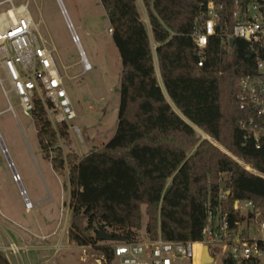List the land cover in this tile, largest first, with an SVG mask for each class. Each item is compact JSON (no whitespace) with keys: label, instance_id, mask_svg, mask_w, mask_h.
I'll use <instances>...</instances> for the list:
<instances>
[{"label":"trees","instance_id":"16d2710c","mask_svg":"<svg viewBox=\"0 0 264 264\" xmlns=\"http://www.w3.org/2000/svg\"><path fill=\"white\" fill-rule=\"evenodd\" d=\"M202 1L140 0L148 29L138 0H99L122 67L116 132L100 150L82 156L70 151L67 124L53 129L34 99L31 118L40 151L55 174L68 168L67 239L96 250L107 264L112 247L99 241V230L127 244L158 235L184 243L201 239L207 203L230 211L236 200H250L264 212V147L243 144L239 122L250 113L239 110L237 100V84L254 72L255 56L238 39L229 51L214 39L202 58L194 55L190 35ZM192 127L229 156L206 140L199 143ZM0 264H9L1 253Z\"/></svg>","mask_w":264,"mask_h":264},{"label":"built area","instance_id":"2783aa9c","mask_svg":"<svg viewBox=\"0 0 264 264\" xmlns=\"http://www.w3.org/2000/svg\"><path fill=\"white\" fill-rule=\"evenodd\" d=\"M16 1L0 0V8L8 6L0 10V71L5 80H0V87L4 97L8 100L10 94L16 98L18 109L30 117L34 99H38L55 129L56 125L68 124L76 117L64 87V80L72 79L66 74L64 77L61 75L53 56L55 48L41 37L40 26L33 23L30 15L28 1L17 5ZM56 2L70 41L76 47L80 75H84L92 70V66L85 58L64 8L59 0ZM193 22L190 39L195 54L200 58L205 47L214 39L220 41L225 51L231 49L230 41L238 39L253 52L254 72L241 78L237 84L239 110L250 113L248 119L239 122V128L244 145L263 149L264 0H203ZM201 64L200 60L198 66ZM4 83L9 87L8 92L2 87ZM8 104V111L12 112L13 107ZM8 165L12 169L11 163L8 162ZM252 174L260 176L255 172ZM12 181L19 184L14 172ZM19 195L25 208L30 210L32 205L22 188ZM226 196L227 193H220L219 199L223 200ZM205 214L199 241H165L158 235L156 240L140 243H115L112 245L110 264H264V212L255 203L236 200L230 211L222 209L220 204L207 203ZM204 248L210 261L202 260ZM59 249L61 247L56 248L54 253ZM6 252L19 257L28 249L13 243L4 248L0 241V253Z\"/></svg>","mask_w":264,"mask_h":264},{"label":"rangeland","instance_id":"374dc122","mask_svg":"<svg viewBox=\"0 0 264 264\" xmlns=\"http://www.w3.org/2000/svg\"><path fill=\"white\" fill-rule=\"evenodd\" d=\"M26 1L33 23H38L40 26L41 37L55 48L53 56L61 75L64 77L66 74L72 79L64 80L67 96L76 114L75 119L67 124L72 150H76L75 152L80 156L100 150L116 132L122 68L118 52L110 39L108 32L110 24L103 7L99 0H59L78 36L85 58L92 66L90 72L79 75L81 66L76 47L70 41L69 32L56 0H17L15 4ZM137 5L141 21L149 29L144 6L140 1ZM7 7L4 6L0 10ZM152 47L154 49L155 45ZM155 67L158 76L156 62ZM1 79L4 80L2 71H0ZM158 81L161 85L160 76ZM2 87L9 91L7 83ZM7 98L8 100L0 87V236L5 238L6 234L14 239L15 234L12 230H17L23 235L19 228L42 221L54 227L59 223L57 235L63 229V236L62 248L56 253L54 251L36 253L30 250L21 253L19 257L6 252L3 254L4 257L10 264H107L104 257L96 250L78 248L74 243L66 240L71 224L68 204L70 193L67 186L68 168L63 175L54 173L40 151L32 118L18 109L16 98L10 94ZM8 102L13 107L12 112L8 111ZM192 128L197 133L199 143L203 140L210 142L201 130ZM57 146L62 150L63 156H66L67 146L60 140ZM216 147L226 153L223 148ZM2 148L6 153L2 152ZM50 157H53L51 152ZM8 161L13 170L10 169ZM13 172L18 176L19 184L13 183ZM21 188L32 205L30 210L25 208L19 195ZM41 199L44 201L39 206L34 205ZM143 220V227L138 232L141 241L146 239L144 230L146 220L144 218ZM55 239L57 238L50 240L55 241ZM14 241L19 244V241L15 239ZM114 244L106 245L112 247Z\"/></svg>","mask_w":264,"mask_h":264},{"label":"crops","instance_id":"0c3cea01","mask_svg":"<svg viewBox=\"0 0 264 264\" xmlns=\"http://www.w3.org/2000/svg\"><path fill=\"white\" fill-rule=\"evenodd\" d=\"M108 32H109L110 39H111L112 31H111L110 26H109ZM71 150H72V148H71ZM43 201H44V199H41L39 202L37 201L34 205L39 206ZM58 225H59V223L54 227V225L49 224V223L44 222V221H42L40 223L34 222V225H32V226L19 228L24 233L23 235L19 234L17 232V230H12V232L15 234L14 239L19 241V244H17L13 238H11L10 236H8L6 234H5V238L0 236V241H1L4 248L7 247L9 243H13L19 248L26 247L28 249V252L30 250H33L36 253L37 252H39V253H41V252H48L49 253L50 252L51 253V251H54L56 248H59V247L62 248L61 238L63 236V229H62L61 233L59 235H57ZM3 233H4V231H3ZM41 238H46V239L41 240ZM52 238H57V239H55V241H51L50 239H52ZM66 240L69 241V239H67V238H66ZM6 242H7V244H6ZM46 242H49V243H46ZM78 248H80V247H78Z\"/></svg>","mask_w":264,"mask_h":264},{"label":"water","instance_id":"95a60500","mask_svg":"<svg viewBox=\"0 0 264 264\" xmlns=\"http://www.w3.org/2000/svg\"><path fill=\"white\" fill-rule=\"evenodd\" d=\"M232 45H233V40L230 41L229 43V47L232 48ZM156 47H154L153 50H155ZM196 55V54H194ZM213 145L216 146V144H214L213 141H210ZM220 147V146H219ZM4 150V148H2V151ZM222 150V149H221ZM225 154L228 155V153L226 152ZM229 156V155H228ZM234 160V159H233ZM236 161L238 164H240L244 169H246L247 171H249L247 168L244 167L243 164L239 163L236 159L234 160ZM9 162V161H8ZM227 194L229 195V192H227ZM98 239L100 242H103V243H108V244H112V243H124V239L123 238H120L116 235H113V234H109L108 232L104 231V230H99L98 231ZM203 262H207V261H210V258L208 257V254H207V249L204 248L203 249Z\"/></svg>","mask_w":264,"mask_h":264},{"label":"bare ground","instance_id":"6f19581e","mask_svg":"<svg viewBox=\"0 0 264 264\" xmlns=\"http://www.w3.org/2000/svg\"><path fill=\"white\" fill-rule=\"evenodd\" d=\"M204 135V134H203Z\"/></svg>","mask_w":264,"mask_h":264}]
</instances>
